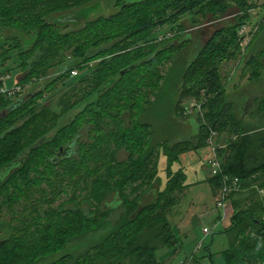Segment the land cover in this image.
I'll return each mask as SVG.
<instances>
[{
    "label": "trees",
    "instance_id": "obj_1",
    "mask_svg": "<svg viewBox=\"0 0 264 264\" xmlns=\"http://www.w3.org/2000/svg\"><path fill=\"white\" fill-rule=\"evenodd\" d=\"M207 1L116 0L119 6L116 13L92 20L90 16L98 12V5L95 4L79 13L59 17L45 7L47 0L40 11L37 8L44 0H0V66L4 67L0 72V88L7 84L2 74H15L17 70L29 68L28 77H33L37 82L36 78H47L50 70L58 69L65 63H69L65 70L67 72L93 59H106L113 55L111 60H103L100 64L102 70L99 67L92 73L87 68L86 73L71 75V79L81 80L84 87L65 88L67 91L60 101V110H56L55 102L44 100V89L40 88L26 93L24 103L1 117L8 107L24 96L7 98L0 95V171L14 165L1 177L0 193L4 192L6 196L0 200V209L19 204L23 195L27 202L31 201L36 197L34 190L40 191V198L45 197L41 184L51 176L56 177L50 182V192L57 193V184L69 177L73 187L71 202L77 200L73 202V207L68 206L60 212H46V222L42 214L37 215L39 218L35 216L34 228L30 222L20 220L22 223L15 227L17 232L11 238L0 240V264H38L41 255L51 252L52 248H65L72 241L74 235L68 234L66 238L62 235L67 234L68 230L76 231L77 238L85 231H94L89 230L91 228L100 231L103 227L109 231L81 258L77 260L72 254H66L55 263L167 264L160 261L161 256L166 252L175 253L179 243L168 214L177 203L175 192L187 187V175L180 168L176 173L171 172L175 176L168 178L165 189H158L154 185L160 180L157 159L160 147L164 146L169 151L168 157L172 162L185 153L209 147L211 129L223 133L231 130V126L236 127L234 108L232 110L234 104L225 101L219 107L215 105L217 100L212 101L211 109L205 115L207 121L196 119L199 132L193 137L195 140L174 143L164 140L152 144V124L143 122V115L137 117L133 102L135 99L136 103L139 101L138 92L143 93L141 85L139 88L135 84L124 86L123 91L129 90V97L122 95L121 91L115 93V90L122 85L124 75L139 68L157 70L170 60L175 50L184 48L189 41L161 49L156 44L157 37L152 36L151 32L158 26L178 22L193 8L203 6ZM237 5L245 13L240 19L245 21L249 6L245 0H239ZM81 19L89 20L79 26ZM72 24L78 28L65 32L64 28ZM3 27L17 33L6 34L5 30H1ZM231 33L232 30L228 28L218 29L185 66L181 75V96L188 98L197 94L193 86L196 82H201V87L212 92L221 88L217 60L227 54L229 39H238L236 34ZM24 35L27 37L25 40ZM6 44L8 48H5ZM38 51L37 58H33ZM263 52L264 49L260 53ZM162 55L165 57L162 58ZM5 60L15 62V70L6 68ZM126 68L129 69L122 73ZM200 72L206 75L205 79H199L197 74ZM114 73H118L117 77L105 79L108 74ZM49 87L46 86V89ZM159 90L157 98H160ZM157 98L146 101V114L151 107L154 111ZM181 98L175 100L174 108L179 116H183L180 112L184 109ZM262 101L264 99L258 100L257 109L259 114L264 115ZM88 113L92 117L85 121ZM62 119L65 120L62 122ZM252 143L250 137L240 138V135L239 140L230 143L229 148L235 157L228 159L231 162H223L221 174L211 177L210 183L214 189L222 186L225 174L238 177L242 187L244 180H252L256 173L262 179L264 163H256L260 155L254 153L255 150L251 151ZM62 147L67 155L57 160L56 155ZM120 150L128 153L126 159L117 158ZM59 168H63L66 174H60ZM256 182L263 184L261 186L264 188V180ZM11 185L14 192L9 193ZM148 195L152 198L145 202ZM114 196V205L108 206V200ZM237 198L239 196L233 202L240 201ZM82 202L88 203V211L81 206ZM119 211L120 216L113 221L109 219ZM242 214L232 217L231 226L225 230L234 239L233 246L224 253L225 263L264 264V222L249 218L248 215L254 213ZM239 217L244 219L239 221ZM31 227L33 230L30 232L36 237L26 239ZM21 231L24 233L20 234Z\"/></svg>",
    "mask_w": 264,
    "mask_h": 264
},
{
    "label": "rangeland",
    "instance_id": "obj_2",
    "mask_svg": "<svg viewBox=\"0 0 264 264\" xmlns=\"http://www.w3.org/2000/svg\"><path fill=\"white\" fill-rule=\"evenodd\" d=\"M245 1L249 6L248 10L250 9L245 21L240 19V16H245V13H242L243 11L237 5L239 0H208L203 6L200 5L199 7L193 8L186 15L181 17L178 22H170L164 26L154 28L151 33L153 34L152 36L157 37L158 40L156 39V42H158L156 44H158L161 49L165 46H177L178 43L184 40L188 41V39H192L194 43L191 45V50H188V52L183 48L175 50L172 53L170 60L163 65H160L157 70L139 68L140 70L137 69L124 75L121 81L122 85L115 90V93L121 91L122 95L126 94L129 97L130 92L128 90L124 93V86L135 84L136 88H139L138 86L141 85L143 93L138 92L137 97L139 101L136 103L135 99L133 102L135 103V111L138 112L137 117L139 118L143 115L142 121L150 122V124H152V144H159L164 140L174 143L178 141V137H182L183 135L185 136V139L188 138L195 140L193 137L199 132V124L195 120H198L199 118L201 121H207L205 115L210 111V104L212 101L214 102L217 100L218 103H215V105H218L219 107L223 106L225 101L227 103L232 101L234 104L232 110L234 108L235 123L237 124L236 127L231 126V130L228 129L223 133L211 129L210 137L208 139L209 147L200 149L199 152L190 151L174 162L170 161L168 157L170 155L169 151L164 146L160 147V153L157 155L159 163L158 175L160 180L154 185L158 189H165L168 183V178H173V176H175L171 172L174 171L176 173L180 168L184 169L187 175L185 179L187 178L186 184L188 188L186 187V189L175 192L174 196L177 197V203L168 214V220L175 227L182 222L180 218L184 217V211L187 210V208L197 204V208L203 206L199 209L200 212H203L208 208L215 207L214 195L209 181L212 177L213 170L209 161L212 158L215 148L216 155L222 160V163H228V161H230L228 160L229 158L232 159L235 157L232 150L229 148L230 143L239 140V135L240 138L248 136L253 140L251 151L255 150L254 153L260 155V159H258V161L256 160V163H264V115L259 114L257 109L258 100L264 99V66H262L264 65V52H259L264 49V0ZM45 3L46 0H44V2L37 8L38 11L42 9ZM93 4L98 5V12L90 16L89 19L92 20L98 16H110L116 13L119 9L116 0H47L45 7L48 10L53 11L52 13L55 14V16L61 17L79 13L84 8ZM89 19H81L82 23L79 26L85 24ZM77 28V25L72 24L70 27L64 28V31L69 32ZM220 28H228L229 30H232L231 34H236L238 38L229 39L230 43L227 46V54H223L221 58L217 60L218 72L221 76V88L218 91L212 92L206 87H201V82H196L193 86H195L194 88H196L197 94L192 97L184 98L181 96L179 90L181 85V75L185 70L186 63H190L197 56L201 46L208 42L213 34ZM5 29L6 28L4 27L1 28L2 32ZM4 33L15 34L17 32L13 29H8L5 30ZM26 38L27 37L24 35L23 40ZM197 42L200 43L195 45ZM8 47L9 45L6 44L5 48ZM255 53L256 56L253 57L252 55ZM38 54L39 51L33 58H37ZM112 56L106 57V59L105 57L96 58L95 60L93 59L92 61L84 63L82 67H78L79 74L86 73L87 68H90V72L92 73L97 71L99 67L100 70H102L100 64L103 60H111L113 58ZM164 57L165 56L162 55V58ZM31 60L29 64H31L34 59ZM252 60L254 62L250 64L249 62ZM3 63L7 66L6 68L12 67L11 70H15V62H8L5 60ZM124 64H126V62ZM68 66L69 63H65L58 69L50 70L47 74V78L38 77L36 78L38 80L37 82L32 79L33 77H28L29 68L23 71H21V69L17 70V73L15 74L9 72L2 75L6 76V83L9 87L15 86L16 83L22 87L21 96L25 97L26 93L37 91L40 88L44 89V94L46 96L44 100L48 99V102H55L57 105L56 110H58V108L60 110L61 108L59 104L64 97V93L67 91L66 89H72L74 86L78 89L84 87L81 80H76L78 78H70L73 76V69L65 72ZM124 67L125 65L121 66V69ZM2 70H4V67L0 66V72ZM123 71L125 70H122L121 72ZM117 75L118 73L108 74L105 79L115 78ZM197 76H199L200 80L205 79L206 77L203 72L198 73ZM255 78L259 79L256 80ZM144 79L145 81H140ZM11 83L13 84L11 85ZM46 86L50 87L46 89ZM158 90L160 98H157L156 96ZM110 94L113 93L111 92ZM141 97H143V99ZM144 97H148V99L144 100ZM110 98L111 96L106 100H109ZM155 98H157V103L154 105V111L152 110L153 107H151V111L149 109L146 114L144 111V109H146V101H154ZM178 98L182 99L184 109L180 113L184 117H180L174 109L175 100ZM141 100H143V103ZM262 102L264 103V101ZM90 117H92V115L88 113L85 121ZM64 120L65 119H62V122ZM252 129L256 130L252 131ZM127 155V152L120 150L117 154V158L123 160L127 158ZM170 166L171 169L169 168ZM58 170L60 171V174H66V171H64L63 168H59ZM258 175L259 174L256 173L252 180H244L243 187L241 186L239 190L232 191L228 194L226 207L219 208L228 212L230 208L231 218L236 214H242V212L243 214L241 216L250 212L254 214H247L249 218H256L264 222V194H262L264 193V188L261 186L263 184L260 185L259 182H256V180L263 181L264 176H262L261 179V175ZM227 176L230 179L234 178L229 175ZM55 177L56 176H51L50 179H46L41 184V189L46 195L45 197L40 198V191L34 190L33 193L36 197H33L31 201L27 202L23 195L19 204L16 203L15 206H5L0 209V240L9 238L13 233L17 232L15 227L22 223L20 220H26L27 222H30V226H33L32 224H34L33 222L35 221L34 217L37 215L42 214L43 221L46 222V217L48 216L44 215L46 212H60L68 206H75V203L73 202H76L77 200L71 202L72 198H70L73 193V187H71L69 181H72V179H69L68 177L67 180L57 184V193H52L53 191L50 192V182H52ZM77 179L78 177H76L75 180L77 181ZM60 185H62L61 188H58ZM12 186L13 185L10 187L9 193L14 192ZM223 188L224 186L218 188L217 195ZM257 188H259V191ZM255 190L257 191L253 194ZM240 193L242 194L241 196L239 195ZM201 194H205L206 197L210 195L211 197L208 196L207 200L202 201L199 205V195ZM5 196L6 193L1 192L0 200H3ZM237 196H239L237 199H240V201L233 202V199ZM151 198L152 196L150 197V195H148L144 201L149 202ZM115 200L116 197L114 196L112 199L108 200L107 205H114ZM117 201H119L118 198ZM1 202L2 201H0V203ZM229 203L231 205L228 208ZM87 205L88 203L86 202L81 203V206L85 211L89 210ZM120 212L121 211L115 212L113 216H109V219L111 218L113 221L116 217L120 216ZM186 214L188 213L186 212ZM209 215L210 214H206L207 217H203L204 214H198L194 218L192 226L189 228L193 229V232L196 235L205 234L206 232L203 230L204 227L212 230L211 233L202 235L204 237H202L201 241H198L200 244H204L203 248L198 249L197 253L196 241L191 239L186 243L185 250L183 251L184 256L186 250L193 248L195 255L199 256L198 258H200L199 261H201V264H210L209 257L207 256L208 258L206 259L204 256L201 257L203 253H199L201 250L208 249L207 253L208 255L212 254L211 261H213V264H224L223 261H225V256L224 258L223 255L221 256V251H224L229 247V236L222 233L225 223L215 222L213 217ZM37 218L39 217L37 216ZM55 218L57 217L55 216ZM243 219V217H239V221ZM89 227L90 226L85 229ZM33 228L26 233L29 234L26 235V239H29V236H32V239L36 237L30 232ZM93 229L94 231L87 233H85V231L84 234L82 233V235L77 238H75L78 234L76 231H71L72 229L68 230L67 234L62 235L65 238L68 234L74 235L72 241L70 240L65 248H52L51 252L41 255L38 264H53L66 254H72L74 259L78 260L92 245L100 242V239H102L104 234L109 231L104 227L102 230L99 229L100 231L95 230V228L89 230ZM250 232L252 231H249V233ZM22 233H24V231L20 232V234ZM180 247L179 242L176 246L175 252H177ZM162 260L163 258L160 259V261ZM261 263L262 262H259L258 264Z\"/></svg>",
    "mask_w": 264,
    "mask_h": 264
},
{
    "label": "crops",
    "instance_id": "obj_3",
    "mask_svg": "<svg viewBox=\"0 0 264 264\" xmlns=\"http://www.w3.org/2000/svg\"><path fill=\"white\" fill-rule=\"evenodd\" d=\"M197 152H199V151H197ZM209 181H210V179H209ZM210 185H211V183H210ZM211 187H212V193L214 195L215 207L214 208H208L207 210H204L203 212H200L199 209L201 207H203V206L197 208V204H196L194 206H191V207L187 208V210L184 211V214H185L184 217L180 218L182 220V222L177 224V227H175L173 225L175 233L177 235V238H178V240L180 242V246L181 247L175 253H168V252L164 253L163 256H161V258H163L162 261L166 262L167 264H201V261H199L200 258H198L199 256L195 255V253H194L195 251H193V248H190V250H186L185 251V256H184V252H183L185 250L186 243L189 240L193 239L194 241H196L195 242L196 243V250H197L196 252L198 253V249H200V248L202 249L203 245H204V244L203 245L200 244L198 241H201L202 237H204L202 235H207V234L212 232V230L209 229L208 233H205V234L203 233V234H200V235H196L193 232V229H189L192 226L194 218L198 214H204L203 217H207L206 214H210L209 216L213 217L215 222L225 223V226L222 229V233H225L226 236H229L230 245H229V247L227 249H225L224 251H221V256L223 255V258H224V253L233 246L234 239L232 240V236L229 233L225 232V230L229 226H231V224H232L231 210L229 208L230 205H231L230 204L231 202L229 203V206H228L229 212L221 210L216 204L217 190L218 189H214L212 185H211ZM208 196L211 197L210 195H208ZM207 197L205 196V194L199 195V202H200L199 205L202 203V201L207 200ZM224 210H226V209H224ZM186 212L188 214H186ZM204 228H207V227H204ZM204 228H203V230H204ZM207 251H208V249L207 250H201V251H199V253H203V255H201V257L204 256V257H206V259L209 257L210 264H213V261H211L212 254L208 255ZM223 262H224V264H226L225 261H223Z\"/></svg>",
    "mask_w": 264,
    "mask_h": 264
},
{
    "label": "built area",
    "instance_id": "obj_4",
    "mask_svg": "<svg viewBox=\"0 0 264 264\" xmlns=\"http://www.w3.org/2000/svg\"><path fill=\"white\" fill-rule=\"evenodd\" d=\"M78 74H79L78 69L72 70L73 76H77ZM2 79L6 80V76H2ZM21 92H22V87L19 86L17 83L15 86H11V87L5 84L0 88V95H3L7 98H14L17 96H21L22 95ZM209 163L213 168L212 176L219 175L223 172V169H222L223 163H222V160L216 155V148L214 149V153ZM223 186L224 188L218 192V195L216 198V204L218 207L225 208L228 194L232 191L239 190L242 185H241V180L238 177H234L230 179L227 175H223ZM204 232L206 233L209 232V229L204 228Z\"/></svg>",
    "mask_w": 264,
    "mask_h": 264
},
{
    "label": "water",
    "instance_id": "obj_5",
    "mask_svg": "<svg viewBox=\"0 0 264 264\" xmlns=\"http://www.w3.org/2000/svg\"><path fill=\"white\" fill-rule=\"evenodd\" d=\"M201 49V48H200ZM129 68H126L125 71H123L122 73L126 72ZM104 88H107V86H105ZM28 97H31V95H29ZM26 101V96L25 97H22L20 98L18 101H16L15 103H13L10 107H8V109L6 111L3 112V114L1 115V117L3 116H6L8 111H12L14 110V108L17 106V105H20L22 103H24ZM67 155V151L65 148H60L58 154L56 155V159L59 160L60 158H65ZM14 165H10L8 166L6 169L0 171V181H1V177L2 175L6 174L11 168H13Z\"/></svg>",
    "mask_w": 264,
    "mask_h": 264
},
{
    "label": "flooded vegetation",
    "instance_id": "obj_6",
    "mask_svg": "<svg viewBox=\"0 0 264 264\" xmlns=\"http://www.w3.org/2000/svg\"><path fill=\"white\" fill-rule=\"evenodd\" d=\"M188 41H189V42L186 43L187 45L183 48V49H186L187 52H188V50H189V51L191 50V49H190V48H191V45L194 43V41H193L192 39H188ZM199 43H200V42H197V43H195V45H198ZM259 52H261V51H259ZM255 54H256V53H255ZM187 61H188V60H187ZM188 64H189V63L187 62L186 65H188ZM180 117H184V116H180ZM189 120H190V119H189ZM195 121H196V120H195ZM196 134H197V133H196ZM177 140H178V141H181V140H182V141H189V140H192V139H188V138L185 139V136L183 135L182 137H178Z\"/></svg>",
    "mask_w": 264,
    "mask_h": 264
},
{
    "label": "bare ground",
    "instance_id": "obj_7",
    "mask_svg": "<svg viewBox=\"0 0 264 264\" xmlns=\"http://www.w3.org/2000/svg\"><path fill=\"white\" fill-rule=\"evenodd\" d=\"M223 186V185H222ZM234 192V191H233Z\"/></svg>",
    "mask_w": 264,
    "mask_h": 264
}]
</instances>
